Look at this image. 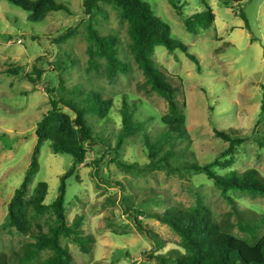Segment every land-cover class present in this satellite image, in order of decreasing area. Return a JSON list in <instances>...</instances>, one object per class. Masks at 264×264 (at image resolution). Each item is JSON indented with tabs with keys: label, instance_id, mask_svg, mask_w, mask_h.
Returning <instances> with one entry per match:
<instances>
[{
	"label": "rangeland",
	"instance_id": "rangeland-1",
	"mask_svg": "<svg viewBox=\"0 0 264 264\" xmlns=\"http://www.w3.org/2000/svg\"><path fill=\"white\" fill-rule=\"evenodd\" d=\"M70 13L52 12L42 22H30L28 13L0 0V254L3 264H39L51 251L39 252L25 262L28 235L5 227L7 205L21 185L36 144V126L57 96L74 101L94 92L112 101L106 119L87 116L96 145L65 181L64 208L71 224L82 217V235L89 237L88 253L68 239L62 246L73 264H156L150 255L183 253L180 238L153 218L139 216L146 237L134 224L133 212L162 213L170 206L191 208L197 200L230 234L247 238L237 222L264 214V197L230 191L226 199L204 173L188 170L191 164L219 160L212 170L225 175L255 169L264 179V0H243L224 5L222 0H178L183 16L204 11L207 5L215 19L196 34L185 30L182 19L167 0H143L171 30L174 39L187 47L198 66L180 49L172 52L155 47L152 59L176 88V100L186 117L185 137L178 139L170 166L151 168L145 138L156 140L165 129V101L146 84L130 52L127 24L110 5H101L97 29L119 39V58L128 71L113 78L105 74L103 59L89 68L83 0H57ZM246 18V23L241 17ZM40 75H37V72ZM54 91V92H53ZM126 102L134 109L143 130L116 147L121 130L120 109ZM263 102V103H262ZM62 111L71 112L61 106ZM233 133L245 141L235 154L227 155V143L214 131ZM167 149L163 148L162 153ZM160 154V155H161ZM117 161L134 165L123 169ZM38 169L29 184L28 196L39 182L48 185L44 199L50 205L57 197L60 177L73 165L69 154H55L44 141L37 155ZM44 231L56 224L52 210L31 215ZM264 233V226L260 235ZM158 240L159 248L154 247Z\"/></svg>",
	"mask_w": 264,
	"mask_h": 264
},
{
	"label": "trees",
	"instance_id": "trees-1",
	"mask_svg": "<svg viewBox=\"0 0 264 264\" xmlns=\"http://www.w3.org/2000/svg\"><path fill=\"white\" fill-rule=\"evenodd\" d=\"M9 4L28 13L30 22H42L52 12L70 13L68 6L57 0H6ZM243 0H222L223 4L237 5ZM177 15L182 19L185 30L196 34L200 30L210 28L215 16L210 7L190 16H183L182 5L178 0H167ZM110 5L118 11L119 18L127 24V34L130 40L129 48L137 67L142 72L145 82L151 91L157 93L166 103L167 112L161 122L165 129L154 141L145 138V148L151 168L169 167L170 160L175 155L174 147L178 139L185 137L186 117L176 100V88L168 80V76L160 70L152 59V53L157 46H163L172 52L180 49L186 57L198 66L196 57L187 52V47L171 35L170 27L156 16L148 3L143 0H83V15L86 21V39L88 41L87 55L89 68H96V59H103L105 74L113 78L118 73L128 71V64L119 58V39L113 33L102 34L97 29V16L102 12L101 5ZM246 23L243 13L240 14ZM40 75V72H37ZM54 92V91H53ZM264 102V99H263ZM262 102V103H263ZM61 106L69 109L63 112ZM112 108V101L104 99L94 92H89L83 99L74 101L55 96L50 100V109L42 115L36 126V144L34 146L29 167L19 188H17L7 205L5 227L19 234L28 235L32 239L25 247V262L31 261L44 250L51 255L39 264H73L72 256L61 239H68L81 252L88 253L89 237L82 235L80 229L82 217L78 216L71 224L67 221L64 208L65 181L74 174L79 165L87 157V148L96 145L87 116L94 115L106 119ZM264 111V107H262ZM121 130L118 134L116 147L119 149L124 141L143 130V122L134 117V109L123 102L120 109ZM214 135L227 143L225 153L235 154L236 148L244 141L233 133L215 130ZM50 141L51 150L55 154H69L73 165L60 177V185L56 199L45 205L47 194L46 182H39L28 196L29 184L38 169L37 155L41 144ZM167 149L161 154L163 148ZM161 154V155H160ZM117 166L123 169H136L134 165H126L117 161ZM220 166L219 160L197 165L191 164L188 170L204 173L208 179L228 199L227 193L237 191L252 196L264 197V179L255 169H249L242 174L231 171L225 175L215 173L212 168ZM52 210L56 224L44 231L40 224H34L31 215H42ZM139 216H147L164 224L175 233L181 242L183 253L178 255H150L156 264H264V214L237 222L238 229L247 234V238H237L229 233L227 226L218 223L212 211L197 200L191 208L170 206L162 213L133 212L134 224L138 231L146 237L150 234L143 229ZM156 238V236H155ZM154 247L159 248L156 240ZM3 256L0 254V264Z\"/></svg>",
	"mask_w": 264,
	"mask_h": 264
}]
</instances>
